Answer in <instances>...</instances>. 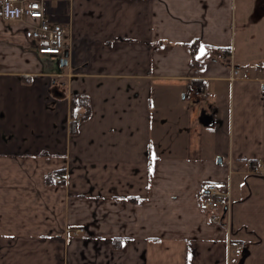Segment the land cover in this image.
<instances>
[{
  "label": "crops",
  "instance_id": "1",
  "mask_svg": "<svg viewBox=\"0 0 264 264\" xmlns=\"http://www.w3.org/2000/svg\"><path fill=\"white\" fill-rule=\"evenodd\" d=\"M47 7L70 33L64 67L0 17V264H264L249 169L264 161V0ZM74 93L88 108L72 118ZM208 184L229 195V234L200 209Z\"/></svg>",
  "mask_w": 264,
  "mask_h": 264
},
{
  "label": "built area",
  "instance_id": "2",
  "mask_svg": "<svg viewBox=\"0 0 264 264\" xmlns=\"http://www.w3.org/2000/svg\"><path fill=\"white\" fill-rule=\"evenodd\" d=\"M48 0H0V17L5 21L18 22L24 25V35L26 38L35 42L36 53L40 56L55 57L59 61L66 59L69 63L73 59V49L71 46L70 33L61 22L58 21L61 10L54 9L53 17L49 16L47 7ZM56 17V19H53ZM216 59H232L230 49L218 48L213 51ZM228 61V60H226ZM231 62V61H230ZM230 64V63H229ZM232 77L238 75L235 66H232ZM251 173L264 176V161L254 160L249 164ZM60 181V174L55 176ZM229 195L221 194L213 184L205 186V191L200 202V209L204 211H215L211 214L210 219L227 226V233H230L229 225ZM218 211V212H217ZM229 247L234 246V255H239L243 243L233 244L230 239Z\"/></svg>",
  "mask_w": 264,
  "mask_h": 264
},
{
  "label": "trees",
  "instance_id": "3",
  "mask_svg": "<svg viewBox=\"0 0 264 264\" xmlns=\"http://www.w3.org/2000/svg\"><path fill=\"white\" fill-rule=\"evenodd\" d=\"M225 50H228V49H225ZM263 99H264V90H263ZM70 107H71V117L74 118V115H75L74 111L75 110H77L80 107H84L85 109L88 108L87 96L83 95V94H78V93L72 94L71 97H70ZM83 117H84V114H83ZM75 124H76V121L72 120L71 124H70V132H74Z\"/></svg>",
  "mask_w": 264,
  "mask_h": 264
},
{
  "label": "rangeland",
  "instance_id": "4",
  "mask_svg": "<svg viewBox=\"0 0 264 264\" xmlns=\"http://www.w3.org/2000/svg\"><path fill=\"white\" fill-rule=\"evenodd\" d=\"M256 27V26H255ZM254 28V27H253ZM259 36V35H258ZM257 37H256V35L254 34V40H252V41H254V45H253V47L255 48V51H259V52H264V38H262V40H260V41H258L257 39H256ZM256 53V52H255ZM233 54V53H232ZM226 60H228V62L230 63V66H231V62H232V66H233V58L232 59H225V61ZM231 61V62H230ZM262 61V63L264 64V60H261ZM235 70L236 71H238V69L237 68H235ZM238 74H239V71H238ZM182 96V95H181ZM70 230L72 231V232H74L75 234L76 233H81V232H83V227H81V226H78V227H73V228H70Z\"/></svg>",
  "mask_w": 264,
  "mask_h": 264
},
{
  "label": "snow or ice",
  "instance_id": "5",
  "mask_svg": "<svg viewBox=\"0 0 264 264\" xmlns=\"http://www.w3.org/2000/svg\"><path fill=\"white\" fill-rule=\"evenodd\" d=\"M203 55H205V51H204V48L201 47V49H200V55L197 56V59H200V57L203 56Z\"/></svg>",
  "mask_w": 264,
  "mask_h": 264
},
{
  "label": "water",
  "instance_id": "6",
  "mask_svg": "<svg viewBox=\"0 0 264 264\" xmlns=\"http://www.w3.org/2000/svg\"><path fill=\"white\" fill-rule=\"evenodd\" d=\"M66 64H67L66 59H62V60L60 61V66H61V67L66 66Z\"/></svg>",
  "mask_w": 264,
  "mask_h": 264
}]
</instances>
